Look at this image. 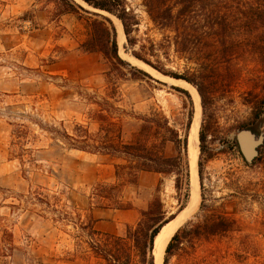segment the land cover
<instances>
[{"label": "rangeland", "instance_id": "1", "mask_svg": "<svg viewBox=\"0 0 264 264\" xmlns=\"http://www.w3.org/2000/svg\"><path fill=\"white\" fill-rule=\"evenodd\" d=\"M67 1L0 0V264H103L90 247L91 231L82 227L92 210L106 203L134 208L119 218L126 237L138 225L148 231L141 212L151 204L172 218L190 203L186 151V185L179 191L174 175L116 176L117 159L70 146L65 138L87 130L99 139L103 100L123 111L111 118L121 119L124 141L144 137L143 117L164 116L183 137L191 105L194 112L189 91L191 102L177 90L185 88L133 65L125 55L175 79L131 50L190 78L193 83L177 79L200 97L198 139L200 132L205 139L196 164L198 201L167 264H264V142L251 163L235 145L242 128L264 131V0L198 2L200 22L186 29L182 51L173 32L152 22L142 0H124L138 20L137 43L126 51L124 35L118 45L128 64L80 48L89 37L91 8L73 0L85 10L67 11ZM165 150L173 154L171 144ZM99 190L107 198L96 196ZM220 217L230 222L225 230L193 231ZM130 264H141L135 250Z\"/></svg>", "mask_w": 264, "mask_h": 264}, {"label": "trees", "instance_id": "2", "mask_svg": "<svg viewBox=\"0 0 264 264\" xmlns=\"http://www.w3.org/2000/svg\"><path fill=\"white\" fill-rule=\"evenodd\" d=\"M83 1L93 8L114 15L121 22L126 38V51H128V47H133L137 43L133 32L137 30L138 20L135 18L132 10L125 6L124 0ZM201 1L206 0H142V3L148 16L156 26L162 30H168L174 33L176 48L178 51H182V43L186 29L189 27L194 28L200 22L196 20L195 13L197 3ZM77 9L85 10L73 0L67 1V8L65 10L76 12ZM86 12L90 13L93 17L89 21V37L80 44V48L84 52H100L112 63L128 64L119 55L116 40L117 32L112 20L100 13L88 10ZM189 17L192 18L190 22H188ZM130 52L134 57L142 60L165 75L193 83L188 77L165 71L162 67L155 65L138 51L131 50ZM135 69L142 74H148L142 69ZM177 90L183 92L190 99L187 90L179 87H177ZM103 104L106 108L103 107L102 111L98 113L101 134L99 139L95 140L91 138L87 130H84L85 133L80 135V138H75L65 133V138L68 139V145L117 159L119 163L115 165L116 176H119V171H125L126 174L133 176L135 179L140 172H154L165 176L174 175V186L180 191L181 187L186 185V163L181 153H185L186 151L187 134L192 119V105L183 137H180L178 132L168 125L166 117L163 116L162 121H156L153 117H143L141 118L143 123L140 125V129L146 130L144 137H136L124 141L122 139L123 123H121V119L117 117L118 119L113 121L111 118L115 112L121 113L123 111L118 107H114L113 103L108 100H103ZM262 104H264V100ZM104 111L107 113H101ZM256 128L253 127L252 130ZM204 139V134L200 132L199 140L201 141V150H203ZM168 144L172 145L173 154L166 152L165 149ZM235 145L237 151L240 153L237 142H235ZM200 172L201 169H199V174ZM116 187L112 186L111 189ZM96 196L104 199L107 198L102 190L97 191ZM152 205L146 211L141 212L143 216L148 215V220L150 221L147 224L148 231H142L138 225L139 227L137 226L133 231L129 230L126 237L97 231L94 229L95 219L91 215L88 217V223L82 227H86L91 231L90 247L96 255L103 259V264H130L132 250L136 251L141 264H152L153 257L151 251L154 237L159 232L161 226L171 219L165 218L164 211L161 209H153ZM98 207L112 208L111 204L108 203L101 204ZM115 208L130 209L131 206L122 205ZM182 208L183 205L180 206V210ZM229 223L226 217H220L205 223L202 227L196 225L193 231L198 233V230L202 228L206 232H216L228 228ZM184 229L181 227L177 229L166 245L163 264H167L169 256L174 254V251L183 242L182 234Z\"/></svg>", "mask_w": 264, "mask_h": 264}, {"label": "bare ground", "instance_id": "3", "mask_svg": "<svg viewBox=\"0 0 264 264\" xmlns=\"http://www.w3.org/2000/svg\"><path fill=\"white\" fill-rule=\"evenodd\" d=\"M78 2L83 3L81 0H77ZM112 21L115 25L116 31H117V42L118 45L121 46V44L124 41V33L122 30L121 23L118 22V19H116L114 16L111 15ZM122 51V50H121ZM120 52V51H119ZM125 54H123L124 56ZM127 59L133 65L139 66V68H143L145 71L149 72L151 75L163 79L164 81L168 82L169 84H174L180 87L185 88L187 91H189L192 101H193V116L189 125L188 129V141H190V144L192 145L191 153H193L192 161H191V182L192 186L194 187L193 193H192V199L190 203L184 207L183 209L177 211L174 213L173 218L166 223L162 229L159 231L158 235L154 238V244L156 243L157 245L160 243L161 239L163 241L161 242L160 245V252L158 254V260L157 264H162V257H163V252L164 249L168 243V240L170 239L171 235L174 233V231L179 228L186 220H188L191 217V214L197 204L198 201V180H197V158L199 154V139H198V129H199V123H200V115H201V110H200V97L197 92V90L189 83L180 80V79H173L169 77H164L157 73L154 69L150 68L149 66L143 64L141 61H138L132 57L126 56ZM193 142V143H192ZM190 185V184H189ZM193 189V188H192ZM191 189V190H192ZM193 199H194V208H192L193 204ZM155 253V252H154Z\"/></svg>", "mask_w": 264, "mask_h": 264}, {"label": "water", "instance_id": "4", "mask_svg": "<svg viewBox=\"0 0 264 264\" xmlns=\"http://www.w3.org/2000/svg\"><path fill=\"white\" fill-rule=\"evenodd\" d=\"M81 1H83V0H81ZM84 3L88 7L91 8L89 10L96 12V13L103 14V15L109 17L108 16V15H110L109 13L104 14L107 12L93 8L90 5H88L86 2H84ZM175 79H177V78H175ZM236 142H237V145H238V148H239V151H240L242 157L245 159L246 162L251 163L258 156V149L264 142V131L255 132L251 128H242L239 131H237V133H236ZM191 147H192V145L190 144V141H188V137H187V150H186V152H187V160H188V165H189L190 176H191V161H192V157H193V153H191V149H190ZM193 190H194V187H193ZM170 220H168L166 223H168ZM164 225L161 226L159 231L162 229V227ZM177 229L174 231V233L177 231ZM158 233L156 235H158ZM174 233L171 235V237L174 235ZM156 235H155V237H156ZM171 237H170V239H171ZM170 239L168 240V242L170 241ZM162 241H163V239H161V241L158 245L156 243L154 244V241H153V248L151 251L152 257H153L152 258L153 264H157V260H158L157 256L160 252V245H161ZM164 251H165V249H164Z\"/></svg>", "mask_w": 264, "mask_h": 264}, {"label": "crops", "instance_id": "5", "mask_svg": "<svg viewBox=\"0 0 264 264\" xmlns=\"http://www.w3.org/2000/svg\"><path fill=\"white\" fill-rule=\"evenodd\" d=\"M136 212L134 208L130 209H111V208H95L92 210V216L95 219L94 229L100 232L110 233L120 236V219L125 218L132 212ZM132 223V222H131ZM129 224V223H128Z\"/></svg>", "mask_w": 264, "mask_h": 264}]
</instances>
